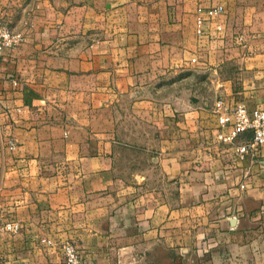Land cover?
Here are the masks:
<instances>
[{
	"label": "crops",
	"instance_id": "1",
	"mask_svg": "<svg viewBox=\"0 0 264 264\" xmlns=\"http://www.w3.org/2000/svg\"><path fill=\"white\" fill-rule=\"evenodd\" d=\"M0 22L23 38L1 57L0 264H62L48 238L81 264H264V146L240 160L187 93L195 55L218 66L241 33L264 65V0H0Z\"/></svg>",
	"mask_w": 264,
	"mask_h": 264
},
{
	"label": "rangeland",
	"instance_id": "2",
	"mask_svg": "<svg viewBox=\"0 0 264 264\" xmlns=\"http://www.w3.org/2000/svg\"><path fill=\"white\" fill-rule=\"evenodd\" d=\"M241 34L243 39L239 40L238 38V40L241 41V45L245 46L241 55L237 54L234 57L227 56L224 63L214 66L213 68H209L207 65L202 64L205 62V59H203V56L202 58L199 57L200 55L198 54L195 55V60L192 61L194 63L195 72L192 76L193 84L192 86L188 85L187 93L188 95L192 93L195 104L203 105L205 108L212 110L213 114H215L213 111L215 102L219 99H223L229 105L244 102L250 109L257 106L264 107V65H259L257 67L252 65L250 58L253 57L255 49L250 47L251 44L249 43L250 40L247 35L245 33ZM239 35H237V37ZM262 38L264 37H260V39ZM255 69L259 71L257 75L254 74ZM180 93L179 95L185 98V88L180 90ZM143 132L144 129H139L138 127V121L130 117L124 125L123 137L142 140L141 133ZM146 148L150 150L144 151L138 149L136 145V148H131L126 151V153L123 152V156L129 154L134 156L130 157L131 160L129 161L123 158L121 163L125 172H135L144 167L146 169H151L153 162H151L149 156L154 155L156 149L152 144L146 146ZM143 154L147 155H144L145 157H138ZM56 241L48 238L45 240V243L50 247H58L62 254V264H64V245L68 242L75 245L76 243L71 239H65L59 242Z\"/></svg>",
	"mask_w": 264,
	"mask_h": 264
},
{
	"label": "built area",
	"instance_id": "3",
	"mask_svg": "<svg viewBox=\"0 0 264 264\" xmlns=\"http://www.w3.org/2000/svg\"><path fill=\"white\" fill-rule=\"evenodd\" d=\"M223 13H225L223 5L209 9L198 7L196 10L197 33L199 35L203 33V26L207 19ZM218 28L222 29V26ZM238 38L242 40V34ZM22 40L21 34L14 32L6 24L0 22V79L3 75L1 57L6 50L16 47ZM214 113L218 118L220 127L226 128L219 132V141L235 145L236 154L240 160L256 154L264 146V107L250 109L244 102L229 105L223 99H219L215 102ZM245 133H250V137L240 142V137ZM8 143L11 148H14L12 139H9ZM4 229L16 233L21 229V224L10 222L5 224ZM64 255V264H81V256L75 244L66 243Z\"/></svg>",
	"mask_w": 264,
	"mask_h": 264
}]
</instances>
